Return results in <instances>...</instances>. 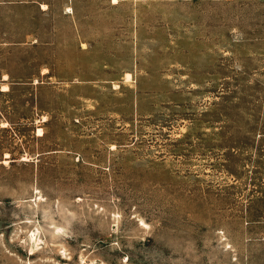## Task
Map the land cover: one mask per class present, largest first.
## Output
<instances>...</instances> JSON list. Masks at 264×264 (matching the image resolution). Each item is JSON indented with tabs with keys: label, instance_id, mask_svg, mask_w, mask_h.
<instances>
[{
	"label": "rangeland",
	"instance_id": "374dc122",
	"mask_svg": "<svg viewBox=\"0 0 264 264\" xmlns=\"http://www.w3.org/2000/svg\"><path fill=\"white\" fill-rule=\"evenodd\" d=\"M0 264H264V0H0Z\"/></svg>",
	"mask_w": 264,
	"mask_h": 264
},
{
	"label": "bare ground",
	"instance_id": "6f19581e",
	"mask_svg": "<svg viewBox=\"0 0 264 264\" xmlns=\"http://www.w3.org/2000/svg\"><path fill=\"white\" fill-rule=\"evenodd\" d=\"M3 87H5V86H3ZM3 89H6V87L3 88ZM38 134H39V135L42 134V132H40V129H38ZM37 240H38V237H37L36 234L33 232V233L30 235V241H31L34 245H36V244H37Z\"/></svg>",
	"mask_w": 264,
	"mask_h": 264
}]
</instances>
